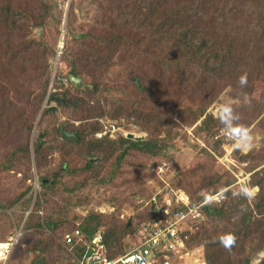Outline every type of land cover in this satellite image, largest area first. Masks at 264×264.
Returning <instances> with one entry per match:
<instances>
[{
	"label": "trees",
	"instance_id": "16d2710c",
	"mask_svg": "<svg viewBox=\"0 0 264 264\" xmlns=\"http://www.w3.org/2000/svg\"><path fill=\"white\" fill-rule=\"evenodd\" d=\"M83 1L85 9L78 0H0V76L4 78L0 80V120L6 118L7 124L16 120L21 131H28L22 146L2 142L12 150L0 165L19 171L30 164L32 152L35 157L42 190L35 194L29 186L25 193L32 194H23L7 205L13 208L21 202L24 210L31 209L20 237L24 231L37 232L28 252L39 256L47 248L60 251L53 249L57 238L64 239L86 222H94L104 234L109 257L115 259L125 255L124 241L136 227L132 221L122 222L94 208H88L90 212L86 210L79 220L71 218V210L84 202H74L77 195L72 194L87 182L69 188L67 179L81 171L94 172L98 168L95 159L112 162L107 180L111 182L132 154L166 157L177 136V120L187 127L199 122L195 128L198 136L218 137L216 148L226 145L224 128L208 112L223 95L234 102L241 123L250 128L259 120L264 131V0ZM68 2V34L61 57L67 71L60 72L53 88L56 92H50L49 61L55 53L39 32L50 21H60L59 4ZM84 13L90 23L85 20L76 32ZM244 73L248 84L241 89L238 78ZM71 77L81 78V82L76 85ZM64 78L67 86L62 83ZM245 95L248 104L243 103ZM51 102L69 112V118L45 134L38 132L31 151L28 140L38 117L40 129L47 117L58 121V110L49 111ZM106 117L125 119L148 137L143 141L124 136L99 139L96 135L104 130L99 119ZM62 128L74 136L62 134ZM55 153L62 161L48 175L45 169ZM241 159L251 165L246 182L259 189L251 203L234 196L229 189L233 179L222 173L204 174L201 166L192 165L180 178L184 181L181 188L195 205L223 191L221 201L203 205L205 220L194 225L188 242L192 249L204 248L207 264H253L264 252V142L258 151ZM59 188L68 192L63 204L51 200ZM104 217L111 224L103 225ZM228 236L235 237L230 247L225 246L228 240L220 242ZM74 251L81 257L82 245ZM259 264H264V258Z\"/></svg>",
	"mask_w": 264,
	"mask_h": 264
},
{
	"label": "rangeland",
	"instance_id": "374dc122",
	"mask_svg": "<svg viewBox=\"0 0 264 264\" xmlns=\"http://www.w3.org/2000/svg\"><path fill=\"white\" fill-rule=\"evenodd\" d=\"M78 2H82V6L85 9L84 5L86 3H84L83 0H78ZM68 4L66 6L59 4L58 11L62 14V18L59 22L52 20L45 28L44 32H39V35L43 33L41 36L42 38L40 37V39L52 48L55 53L54 56L50 57L49 61L52 77L49 90L50 92H56L53 88L55 86V80L58 79L57 76L60 72L67 71L66 65L62 61L61 57L66 46L68 34ZM58 11L57 16H59ZM85 15L86 14L84 13L79 17L77 22L78 28L75 30L76 32H79L82 29L81 27L85 24V20L90 23V20L85 18ZM1 68L2 67H0V71ZM109 78H113V76H109ZM3 79L4 78L0 76V80L3 81ZM62 83L66 86L68 85L65 78L62 80ZM262 92H264V90ZM262 96L264 101V94H262ZM46 102L44 107L48 106ZM219 102L229 104L234 103L227 95H223ZM213 106L214 107L208 112L213 113L216 116V102ZM51 107L58 110V121L56 122L55 119L47 117L43 127L40 129L37 127L38 121L40 120V116L38 117L28 140L31 151H33L34 139L38 132H44L45 134L47 133L46 131L49 132L52 127L59 125L57 123L64 122L69 118L70 113L60 108L57 103L51 102L49 104V108ZM99 120L104 129L103 132L96 135L99 139L105 136H109L113 139H117L120 136H124L126 138L128 134H134L138 137H144L145 139L148 137L147 132L140 130L132 123H128L125 119L111 120L106 117ZM3 121L5 124H3L2 127L1 125ZM7 122L8 120L6 118H2V120H0V163L4 162L8 158L11 143L14 142V145H17L18 147L22 146V144L26 143L25 136L28 135V131H21L19 129L21 127V123L18 124L16 120H13L9 124H7ZM176 122L179 124L176 129L177 136L172 142L173 147L168 149L166 157L146 158L142 155L132 154L123 162L122 170L120 172L121 174L111 182H108L107 180L109 179L108 176L113 168L112 162L110 161L104 163L97 161V159H95L94 162L96 165L98 164V168H96L94 172L81 171L79 174L68 178L69 188H73L74 186L81 185L83 182H87V186L85 188H81L72 194L77 195L74 202H84L80 207L71 210L70 217H76L78 218L77 220H79V217H82L83 214L86 213V210L90 212L88 208H94L96 212L108 216L112 215L122 222H126L128 220L130 222L132 221L133 227L136 228L134 232L124 241L125 254H127L137 245L138 241L135 235L136 230L142 222V219L144 220L145 218L143 213V210H145L144 203H141L140 205L139 201L149 200L156 194L157 190L164 189L167 185H173L177 189L184 190L181 188L184 185V181L182 179L180 180V178L181 175L192 165L201 166L204 174L216 171L230 177L233 179V184L229 189L232 191L234 196L242 198L243 196L239 193V186L249 179L251 174L248 169L251 165L248 161L241 159V157L245 156L249 152L258 151L262 148V144L264 142V131L258 124L259 120L254 122L250 127L251 134L253 136L252 147L250 150H237L228 139L226 145L216 148L214 145L218 137L205 138L196 134L195 128L199 122L197 125L192 127H187L182 124L180 120H177ZM74 124L79 125V122H74ZM223 132H225V130ZM47 140H51V135L49 133ZM2 142H10V145ZM204 151H207L208 153ZM61 161V155L59 153H55L52 157H50V165L45 169V173L48 175L53 174L57 170L56 167ZM4 164L3 166L0 165V242L6 241L16 234L18 235L20 231H22L27 216L31 210H24L21 202L15 203V207L13 208H8L7 205L13 203L15 199L19 198L23 194L24 196H29L33 192L37 194V192L42 190L39 184L33 152L31 154L30 164L27 162L25 165H22L19 171L16 169L6 170ZM78 167L82 168L83 164L80 163ZM262 167L263 166L260 168ZM29 186L34 187L32 193H25ZM49 192L52 194L53 190H49ZM222 192L211 197L209 201H221L223 198L220 196ZM67 195V189L64 190L59 188L52 194L51 200L53 203L58 202L63 204V200ZM247 200L249 203L252 202V199ZM110 210L114 211L111 212ZM41 215H43V211L41 212ZM102 223L105 226L111 224L109 218L107 217L102 218ZM95 224L96 223L94 222H86V226H82V228L85 231L92 233ZM37 238V232L24 231L23 237L19 239L20 242L15 248L8 264H76L74 260L78 262L80 256H78L70 247L65 246L62 238H57L56 243L53 245L54 250L59 249L60 251L49 252V249L47 248L45 253L39 254V256L28 252L27 248L32 245ZM203 252L205 255L204 248ZM262 255H264V252L258 255V259H255L253 264H259L258 261L262 259ZM120 256L122 255H119L118 257Z\"/></svg>",
	"mask_w": 264,
	"mask_h": 264
},
{
	"label": "built area",
	"instance_id": "2783aa9c",
	"mask_svg": "<svg viewBox=\"0 0 264 264\" xmlns=\"http://www.w3.org/2000/svg\"><path fill=\"white\" fill-rule=\"evenodd\" d=\"M208 201L195 205L184 190L173 185L157 190L147 201H139L140 205L144 203L146 214L136 230L138 243L129 253L115 259L109 257L104 234L96 224L92 233L81 227L66 234L63 241L72 250L82 245L83 255L78 264H207L203 248L192 249L188 242L194 225L204 220L203 205ZM21 236L20 231L0 242V264L8 263Z\"/></svg>",
	"mask_w": 264,
	"mask_h": 264
},
{
	"label": "clouds",
	"instance_id": "9594fccd",
	"mask_svg": "<svg viewBox=\"0 0 264 264\" xmlns=\"http://www.w3.org/2000/svg\"><path fill=\"white\" fill-rule=\"evenodd\" d=\"M238 84L241 89L245 88L248 84L247 73L239 76ZM244 104H248V97L245 95L243 99ZM217 107L215 109L217 115L215 118L219 121V124L225 130L226 139L232 142V145L237 150H250L252 147L253 136L251 129L245 124L241 123V116L236 111L233 104L216 101ZM239 193L245 199H252L259 193V189L254 186H250L248 182H244L239 186ZM230 238L231 242L225 245L230 247L235 242L234 236L221 237L220 242L223 244L225 240Z\"/></svg>",
	"mask_w": 264,
	"mask_h": 264
},
{
	"label": "water",
	"instance_id": "95a60500",
	"mask_svg": "<svg viewBox=\"0 0 264 264\" xmlns=\"http://www.w3.org/2000/svg\"><path fill=\"white\" fill-rule=\"evenodd\" d=\"M69 1H71V0H69ZM68 7H69V4H68ZM70 79L76 85H78L81 82V78L71 77ZM49 111H55V108L54 107H51L49 109ZM61 133L64 134V135H66L67 137H73L74 136V134H70V133L65 132L64 129L61 130ZM126 138L127 139H130V140H134V141H143L145 139L144 137H138V136H136L134 134H128L126 136Z\"/></svg>",
	"mask_w": 264,
	"mask_h": 264
},
{
	"label": "snow or ice",
	"instance_id": "6c2138e0",
	"mask_svg": "<svg viewBox=\"0 0 264 264\" xmlns=\"http://www.w3.org/2000/svg\"><path fill=\"white\" fill-rule=\"evenodd\" d=\"M228 243H230L231 242V240H230V238L228 239V241H227Z\"/></svg>",
	"mask_w": 264,
	"mask_h": 264
}]
</instances>
